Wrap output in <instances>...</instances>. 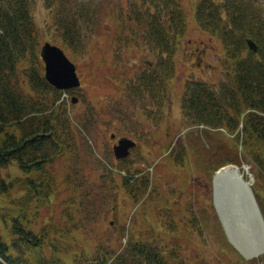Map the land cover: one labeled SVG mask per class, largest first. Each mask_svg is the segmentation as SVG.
<instances>
[{"label": "rangeland", "instance_id": "374dc122", "mask_svg": "<svg viewBox=\"0 0 264 264\" xmlns=\"http://www.w3.org/2000/svg\"><path fill=\"white\" fill-rule=\"evenodd\" d=\"M197 1L179 0L187 31L174 45L173 75L150 96L144 92V73L162 74L169 64L163 67L166 54L150 50L141 39V24L134 33L123 29L121 34V17L129 19L142 8L137 0H31L40 45L47 41L59 46L76 66L80 87L67 91L60 101L68 100L77 133L71 150L50 162L44 173L25 174L17 164L2 171L4 181L12 183L0 195L4 241L10 242L16 217L37 234L46 228V257L55 245L58 256L69 262L80 247L91 256L96 248L117 250L142 240L166 256L173 254L171 264H264V253L247 258L230 242L214 206L215 168L237 166L219 163L220 140L228 147L230 134L186 123L181 111L186 80H204L214 87L230 81L224 46L196 26ZM77 12L80 21L71 43V33L61 24ZM38 65L43 73L42 62ZM17 77H24L23 70ZM72 96L77 98L74 104ZM112 133L136 140L124 161L113 156L117 141L110 138ZM237 149L238 167L251 180L264 220V169L246 159L239 143ZM135 170V177L147 175L149 180L147 193L137 199L121 182Z\"/></svg>", "mask_w": 264, "mask_h": 264}, {"label": "trees", "instance_id": "16d2710c", "mask_svg": "<svg viewBox=\"0 0 264 264\" xmlns=\"http://www.w3.org/2000/svg\"><path fill=\"white\" fill-rule=\"evenodd\" d=\"M136 3H140L142 12L138 9L129 19L121 17V34L125 33L123 29L132 34L141 24V39L150 50L166 54L163 67L169 64L162 74L144 73V92L153 96L174 73L171 58L177 37L187 31L186 15L179 0ZM30 9L31 0H0V195L12 187L2 176L9 164H17L25 174H42L50 162L66 155L72 141H76L77 129L66 108L69 102L60 101L68 90L51 86L37 68L42 62L41 45ZM193 15L196 26L218 38L224 46L230 81L214 87L204 80H186L181 98L184 121L215 130L222 128L230 134L228 147L220 140V165L241 166L239 143L246 159L264 169V0H198ZM76 16L78 12L61 24L67 34L71 33L67 38L71 43L75 42L73 37L80 21ZM249 38L257 45L256 51L249 49L246 43ZM124 40L129 42L126 37ZM20 70L26 81L17 77ZM213 154L211 151L210 155ZM135 173L137 170L127 172L121 182L137 199L147 193L149 180L147 175L135 177ZM15 218L9 229L10 242L0 235V264H171L174 256H166L151 242L135 240L122 249L96 248L92 254H96L95 258L80 247L71 262L61 259L53 245L52 255L46 257L42 250L50 240L44 233L46 228L37 234ZM63 248L67 252L73 250L69 246Z\"/></svg>", "mask_w": 264, "mask_h": 264}, {"label": "water", "instance_id": "95a60500", "mask_svg": "<svg viewBox=\"0 0 264 264\" xmlns=\"http://www.w3.org/2000/svg\"><path fill=\"white\" fill-rule=\"evenodd\" d=\"M246 43L249 49L257 50V45L251 38L247 39ZM39 54L45 65V79L51 86L60 90L80 86L76 66L62 48L45 41ZM71 101L76 103L77 98L72 96ZM112 137L114 134L110 136ZM135 145L136 142L131 138L120 137L112 145L115 159H124ZM226 166L216 170L212 176L215 209L230 242L239 250L254 252L259 256L264 253V220L250 187V180L244 179L238 170H225Z\"/></svg>", "mask_w": 264, "mask_h": 264}, {"label": "bare ground", "instance_id": "6f19581e", "mask_svg": "<svg viewBox=\"0 0 264 264\" xmlns=\"http://www.w3.org/2000/svg\"><path fill=\"white\" fill-rule=\"evenodd\" d=\"M238 170L239 171V174H241L242 175V173L240 172V170L236 167V166H234V165H227L226 167H225V170ZM250 184H251V180H250ZM242 253H244V255H245V257H249V258H251V257H257V255L254 253V252H250V251H245V250H243L242 249Z\"/></svg>", "mask_w": 264, "mask_h": 264}, {"label": "flooded vegetation", "instance_id": "af4514ba", "mask_svg": "<svg viewBox=\"0 0 264 264\" xmlns=\"http://www.w3.org/2000/svg\"><path fill=\"white\" fill-rule=\"evenodd\" d=\"M196 58H197L198 60H202V58H200L199 56H197ZM74 92H75L74 90H70V91H69V93H74ZM112 134H113V133H112ZM112 134H110V136H111ZM127 137H128V136H127ZM129 138H131V137H129ZM113 139H114L115 142H116V141H118L119 137H117V136L114 135ZM131 139H133V138H131ZM133 140H135V138H134ZM113 143H114V142H113ZM133 150H134V149H133Z\"/></svg>", "mask_w": 264, "mask_h": 264}]
</instances>
